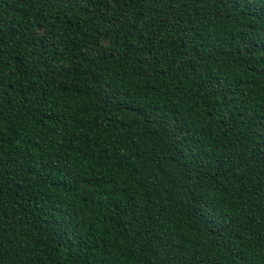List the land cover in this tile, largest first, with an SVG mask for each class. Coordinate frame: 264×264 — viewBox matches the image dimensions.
Masks as SVG:
<instances>
[{
  "label": "trees",
  "instance_id": "obj_1",
  "mask_svg": "<svg viewBox=\"0 0 264 264\" xmlns=\"http://www.w3.org/2000/svg\"><path fill=\"white\" fill-rule=\"evenodd\" d=\"M0 264H264V0H0Z\"/></svg>",
  "mask_w": 264,
  "mask_h": 264
}]
</instances>
